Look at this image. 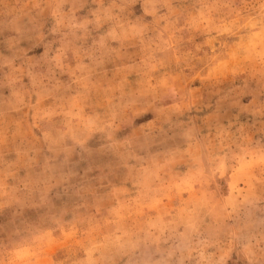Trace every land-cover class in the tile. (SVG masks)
Here are the masks:
<instances>
[{"label": "rangeland", "instance_id": "1", "mask_svg": "<svg viewBox=\"0 0 264 264\" xmlns=\"http://www.w3.org/2000/svg\"><path fill=\"white\" fill-rule=\"evenodd\" d=\"M0 264H264V0H0Z\"/></svg>", "mask_w": 264, "mask_h": 264}]
</instances>
